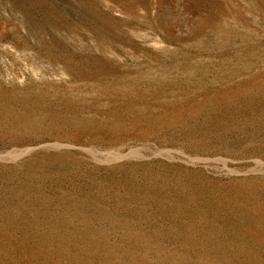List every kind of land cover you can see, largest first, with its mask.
<instances>
[{
    "label": "rangeland",
    "instance_id": "374dc122",
    "mask_svg": "<svg viewBox=\"0 0 264 264\" xmlns=\"http://www.w3.org/2000/svg\"><path fill=\"white\" fill-rule=\"evenodd\" d=\"M253 80L264 0H0V264H264Z\"/></svg>",
    "mask_w": 264,
    "mask_h": 264
},
{
    "label": "bare ground",
    "instance_id": "6f19581e",
    "mask_svg": "<svg viewBox=\"0 0 264 264\" xmlns=\"http://www.w3.org/2000/svg\"><path fill=\"white\" fill-rule=\"evenodd\" d=\"M242 79V78H241ZM244 79V78H243ZM219 81V80H218ZM227 81H229V80H227ZM227 81H225V82H227ZM236 81V80H235ZM159 82V81H158ZM162 82V81H161ZM220 82V81H219ZM239 82V81H238ZM243 82V81H242ZM155 83V82H154ZM157 83V82H156ZM155 83V84H156ZM160 83V82H159ZM208 83V82H207ZM193 84V83H192ZM197 84V83H196ZM212 84V83H211ZM220 84V83H219ZM221 84H223V83H221ZM220 84V85H221ZM205 85V84H204ZM214 85V84H213ZM207 86H208V84H207ZM216 86V85H215ZM219 86V85H218ZM262 86H264V82L263 81H259V80H256V81H250V82H247L245 85H244V88H239V89H235V90H233V91H224V92H222L221 94H218V92H217V96H214V99H213V101H214V103L216 104V105H223V104H231V103H235V105H236V107H237V104H239V105H242V103H239L238 101H244V102H249V104H251V106L252 105H254V106H256V107H263L264 108V102L263 101H261L260 100V98L262 97V96H264V92H262L261 90H260V87H262ZM151 87V86H150ZM155 87V86H154ZM160 87V86H159ZM174 87V86H173ZM211 87V86H210ZM190 88V87H189ZM194 88V87H193ZM212 88V87H211ZM215 88H217V87H215ZM223 88V87H222ZM118 89V88H117ZM150 89H154V88H150ZM180 89V88H179ZM199 89V88H198ZM198 89H196V91L198 90ZM206 89V88H205ZM219 89V88H218ZM123 90V89H122ZM165 90V89H164ZM178 90V89H177ZM186 90V89H185ZM190 90V89H189ZM192 90V89H191ZM191 90H190V93H191ZM216 90V89H215ZM169 91H171L170 89H169ZM195 91V90H194ZM199 91V90H198ZM206 91V90H205ZM202 92V91H201ZM207 92H208V90H207ZM213 92V91H212ZM160 93V92H159ZM176 93V92H175ZM179 93H180V91H179ZM216 93V92H215ZM120 94V93H119ZM198 94V93H197ZM196 94V95H197ZM213 94V93H212ZM115 95V94H114ZM131 95V94H130ZM172 95V94H171ZM176 95V94H175ZM177 95H178V93H177ZM204 95H206V92H205V94ZM210 95V94H209ZM182 96V95H181ZM193 96H195V95H193ZM261 96V97H260ZM125 97V96H124ZM134 97V96H133ZM149 97V96H148ZM154 97V96H153ZM156 97V96H155ZM159 97V96H158ZM165 97V96H164ZM163 97V98H164ZM167 97V96H166ZM176 97V96H175ZM178 97V96H177ZM187 97V96H186ZM258 97H260V98H258ZM157 98V97H156ZM161 98V97H160ZM198 98V97H197ZM134 99V98H133ZM133 99H132V101H133ZM144 99V98H143ZM149 99V98H148ZM189 99V98H188ZM137 100V99H136ZM140 100V99H139ZM176 100V99H175ZM178 100V99H177ZM128 101V100H127ZM135 101V100H134ZM133 101V102H134ZM146 101V100H145ZM156 101V100H155ZM182 101V100H181ZM190 101V100H189ZM208 101V100H207ZM120 102V101H119ZM124 102H126V101H124ZM147 102V101H146ZM188 102V101H187ZM196 102H197V100H196ZM141 103V102H140ZM162 103V102H161ZM161 103H159V104H161ZM180 103V102H179ZM182 103V102H181ZM137 104H139V103H137ZM143 104V103H142ZM154 104V103H153ZM163 104V103H162ZM183 104H185V102L183 103ZM248 104V105H249ZM122 105V104H121ZM126 105V104H125ZM140 105V104H139ZM151 105V104H150ZM181 105V104H180ZM192 105V104H191ZM208 105V104H207ZM211 105V104H210ZM112 106V105H111ZM142 106V105H141ZM148 106V105H147ZM215 106V105H214ZM213 106V107H214ZM232 106V105H231ZM247 106V105H246ZM253 106V107H254ZM137 107H138V105H137ZM143 107V106H142ZM163 107V106H162ZM227 107V106H226ZM135 108V107H134ZM158 108V107H157ZM167 108V107H166ZM165 108V109H166ZM192 108V107H191ZM201 108V107H200ZM199 108V109H200ZM204 108V107H203ZM208 108V107H207ZM216 108V107H215ZM214 108V109H215ZM219 108V107H218ZM225 107H223V109H224ZM244 108V107H243ZM251 108V107H250ZM54 109V108H53ZM117 108H115V110H116ZM162 109V108H161ZM214 109H212V110H214ZM132 110V109H131ZM130 110V111H131ZM216 110V109H215ZM219 110V109H218ZM249 109H247V111H248ZM260 110V109H259ZM264 110V109H263ZM50 111V110H49ZM56 111V110H55ZM119 111V110H118ZM121 111V110H120ZM129 111V112H130ZM136 111V110H135ZM173 111V110H172ZM200 111V110H199ZM198 111V112H199ZM225 111V110H224ZM239 111V110H238ZM241 111V110H240ZM243 111H245V109L243 110ZM116 112V111H115ZM157 112V111H156ZM163 112V111H162ZM167 112H169V111H167ZM175 112V111H174ZM173 112V113H174ZM184 112H185V110H184ZM201 112H202V110H201ZM221 112V111H220ZM219 112V113H220ZM229 112V111H228ZM250 112V111H249ZM4 113V112H3ZM124 113V112H123ZM148 113V112H147ZM155 113V112H154ZM188 113V112H187ZM186 113V114H187ZM204 113V112H203ZM210 113H211V111H210ZM252 113V112H251ZM140 114V113H139ZM197 114V113H196ZM200 114V113H199ZM198 114V115H199ZM213 114H214V112H213ZM223 114V113H222ZM222 114L220 115V116H222ZM226 114H228V113H226ZM232 114V113H231ZM239 114V113H238ZM254 114V113H253ZM48 115V114H47ZM107 115V114H106ZM120 115V114H119ZM109 116V115H108ZM112 116V115H111ZM129 116H130V114H129ZM150 116H151V113H150ZM169 116H170V113H169ZM191 116H192V114H191ZM194 116V115H193ZM197 116V115H196ZM203 116V115H202ZM217 116V115H216ZM215 116V117H216ZM242 116H243V114H242ZM2 117V116H1ZM106 117V116H105ZM153 117V116H152ZM190 117V116H189ZM211 117V116H210ZM241 117V116H240ZM109 118V117H108ZM113 118V117H112ZM116 118V117H115ZM119 118V117H118ZM129 118V117H128ZM164 118V117H163ZM174 118V117H173ZM208 118V117H207ZM139 119H140V117H139ZM215 119V118H214ZM1 120V119H0ZM16 120V119H15ZM46 120H48V119H46ZM108 120V119H107ZM152 120V119H151ZM211 120V119H210ZM217 120V119H216ZM3 121V120H2ZM1 121V122H2ZM23 121V120H22ZM36 121V120H35ZM130 121V120H129ZM140 121V120H139ZM156 121V120H155ZM161 121V120H160ZM11 122V121H10ZM18 122V121H17ZM21 122V121H20ZM20 122H19V124H20ZM68 122V121H67ZM109 122V121H108ZM125 122V121H124ZM211 122V121H210ZM24 123V122H23ZM48 123V122H47ZM102 124H103V121L101 122ZM123 123V122H122ZM155 123H157V122H155ZM166 123V122H165ZM13 124V123H12ZM101 124V125H102ZM151 124V123H150ZM164 124V123H163ZM15 125V124H14ZM157 125V124H156ZM155 127V126H154ZM153 127V128H154ZM157 127H159V126H157ZM150 128H151V126H150ZM114 129V128H113ZM149 129V128H148ZM136 130V129H135ZM123 131V130H122ZM141 131V130H140ZM110 132V131H109ZM122 133V132H121ZM134 133V132H133ZM136 134V133H135ZM145 134V133H144ZM171 181V180H170ZM159 182V181H158ZM173 182V181H172ZM160 183V182H159ZM166 183H167V181H166ZM169 184H171V183H169ZM168 184V185H169ZM173 184V183H172ZM175 184V183H174ZM157 185V184H156ZM184 185V184H183ZM172 186V185H171ZM178 186H180V185H178ZM165 187V186H164ZM182 187V186H181ZM175 188V187H174ZM184 188V187H183ZM158 188H156V190H157ZM166 189H168V188H166ZM165 189V190H166ZM190 189V188H189ZM38 190V189H37ZM186 190V189H185ZM176 191V190H175ZM195 191V190H194ZM159 192V191H158ZM170 192V191H169ZM185 192V191H184ZM168 194V193H167ZM264 194V193H263ZM40 195V194H39ZM166 195V194H165ZM194 195H196V194H194ZM222 195V194H221ZM224 195V194H223ZM237 195H239V194H237ZM155 196V195H154ZM201 196V195H200ZM252 196V195H251ZM257 196V195H256ZM164 197H167V195L166 196H164ZM171 197V196H170ZM169 197V198H170ZM242 197V196H241ZM154 198H156V197H154ZM158 198V197H157ZM177 198V197H176ZM190 198V197H189ZM205 198V197H204ZM212 198V197H211ZM236 198V197H235ZM238 198V197H237ZM240 198V197H239ZM171 199V198H170ZM181 199H182V197H181ZM220 199V198H219ZM227 199V198H226ZM229 199V198H228ZM166 200V199H165ZM175 200H177V199H175ZM238 200V199H237ZM263 200V199H262ZM35 201V200H34ZM58 201V200H57ZM147 201V200H146ZM173 201V200H172ZM171 201V202H172ZM215 201V200H214ZM228 201V200H227ZM36 202V201H35ZM40 202V201H39ZM163 202V201H162ZM56 203V202H55ZM172 203H174V201L172 202ZM191 203V202H190ZM264 203V202H263ZM53 204V203H52ZM157 204V203H156ZM242 204V203H241ZM250 204V203H249ZM180 205V204H179ZM183 205V204H182ZM201 205V204H200ZM228 205V204H227ZM232 205V204H231ZM234 205V204H233ZM209 206V205H208ZM170 207V206H169ZM211 207V206H210ZM219 207V206H218ZM217 207V208H218ZM171 208V207H170ZM180 208V207H179ZM207 208V207H206ZM229 208V207H228ZM251 208V207H250ZM213 209V208H212ZM230 209V208H229ZM170 210V209H169ZM168 210V211H169ZM177 210V209H176ZM199 210V209H198ZM201 210V209H200ZM209 210V209H208ZM180 211V210H179ZM178 211V212H179ZM197 211V210H196ZM205 211H206V209H205ZM215 211V210H214ZM213 211V212H214ZM230 211V210H229ZM241 211V210H240ZM245 211V210H244ZM202 212V211H201ZM213 212H211V214L213 213ZM216 213V212H215ZM229 213H232V212H229ZM244 213V212H243ZM246 213V212H245ZM248 213H249V211H248ZM202 214H204V213H202ZM209 214V213H208ZM242 214V213H241ZM180 215V214H179ZM210 215V214H209ZM230 215V214H229ZM233 215V214H232ZM177 216V215H176ZM197 216V215H196ZM202 216V215H201ZM214 216V215H213ZM193 217V216H192ZM210 217H212V216H210ZM232 217V216H231ZM247 217V216H246ZM197 218V217H196ZM220 218V217H219ZM213 219V218H212ZM234 219V218H233ZM254 219V218H253ZM227 220V219H226ZM189 221H191V220H189ZM201 221V220H200ZM219 221H222V220H219ZM251 221H253V220H251ZM210 222V221H209ZM226 222V221H225ZM213 223H215V222H213ZM217 223V222H216ZM241 223V222H240ZM210 224V223H209ZM212 224V223H211ZM210 224V225H211ZM235 224H237V223H235ZM246 224V223H245ZM249 224V223H248ZM256 225V224H255ZM263 225V224H262ZM261 225V226H262ZM215 226V225H214ZM217 226V225H216ZM207 227V226H206ZM244 227V226H243ZM246 227V226H245ZM251 228V227H250ZM220 229V228H219ZM243 230V229H242ZM202 231V230H201ZM208 231V230H207ZM252 231V230H251ZM212 232H213V230H212ZM237 233V232H236ZM241 233V232H240ZM251 233V232H250ZM210 234V233H209ZM212 234V233H211ZM218 234V233H217ZM243 234V233H242ZM249 234V233H248ZM225 235V234H224ZM210 236V235H209ZM217 236V235H216ZM238 236V235H237ZM250 236V235H249ZM212 237V236H211ZM212 239V238H211ZM220 249V248H219ZM238 249V248H237Z\"/></svg>",
    "mask_w": 264,
    "mask_h": 264
}]
</instances>
